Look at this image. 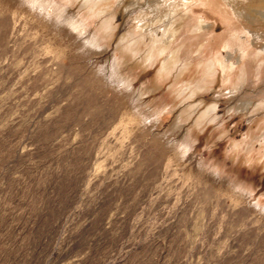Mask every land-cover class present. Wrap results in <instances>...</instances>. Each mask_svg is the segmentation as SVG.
<instances>
[{
    "label": "rangeland",
    "instance_id": "374dc122",
    "mask_svg": "<svg viewBox=\"0 0 264 264\" xmlns=\"http://www.w3.org/2000/svg\"><path fill=\"white\" fill-rule=\"evenodd\" d=\"M83 1L0 0V264H264L263 114L246 109L260 81L229 37L242 21L223 0H113L97 16ZM173 1L176 41L200 45L184 57L243 56L193 97L115 49Z\"/></svg>",
    "mask_w": 264,
    "mask_h": 264
},
{
    "label": "bare ground",
    "instance_id": "6f19581e",
    "mask_svg": "<svg viewBox=\"0 0 264 264\" xmlns=\"http://www.w3.org/2000/svg\"><path fill=\"white\" fill-rule=\"evenodd\" d=\"M83 2L89 5L87 14L90 16H97L104 10L107 12L106 10L109 9L110 5L113 3V0H85ZM154 4L155 3L152 5ZM221 5L224 6L222 7L224 8V11H227L228 14L230 13V15L232 14L234 17H237L242 21V24L239 28L236 27L233 30H230L229 37L233 38V40H239L241 43H244L243 45H246L245 48L248 47V45L252 47V50L248 53L247 60L243 66L245 69H250L253 71L252 75L257 79L255 82L257 83V81H260V90H258V92H256L254 95L249 96L251 101L246 109L248 111L249 108L252 107L254 109L253 112L261 111L260 113L263 114V119H261L262 123L259 126V130L262 128L264 130V0H223V4L221 2ZM86 7L85 9H87ZM177 7L178 4L174 2L171 5L159 7L156 9V11L154 10L151 17H149L148 20H144L146 21L145 29L138 34H131L128 38L123 36V34L120 40L118 39L119 41L118 44H116L117 47H115V49L117 48L119 50L120 57L122 58L123 62L127 64H132L134 60V62L138 64L137 66L142 65L147 67L157 61H160V67L156 73H158L159 77H161L163 80H170L171 83H169V88L172 90L173 95L178 98L181 96V93L183 94L185 91H188V94L193 97V95H196L198 92L208 88L207 84L216 78L215 73L219 70V68L225 72L224 77L226 80H228L230 78L231 70L233 71V66L242 63L243 56L236 55L233 59H229V57L233 55L228 54V58H226L225 61L219 57L210 58L208 60H203L198 56L192 58H188L187 56L184 57V53L187 54L188 52L197 51V45H199V43L197 40H195L197 43L192 44L194 43L192 37L191 40L189 39L190 42L193 41L192 43L187 41H182V43L176 41L178 40L176 37H178L177 34L179 32V26L182 25L181 20L183 18V16L179 14ZM146 12H148V10ZM111 20V18H108L101 22L100 28L101 34H103L102 36L108 35L114 30ZM253 20L257 24L254 27L252 26ZM193 25H195V27L193 30L191 29L192 33H190L196 39L201 37L200 35L203 29L205 30V28H210L204 22V19L198 20L197 24L193 23ZM157 29L161 31L160 37L157 36ZM241 35H243V37ZM224 44V47H226L225 49H230L232 45L229 39H227ZM238 44L240 45V43ZM245 69L241 70V73H238L241 75L239 76L243 82L248 80V73L245 71ZM238 74L236 75L238 76ZM203 76L205 77L204 79L207 81V84L205 83L204 85H199L201 83L198 84V78ZM237 76L236 78H238ZM256 96H258V98H255ZM188 97L189 96H187V98ZM214 111L215 107L213 105H209V107L200 114V117L205 116V118L212 119L214 118ZM252 147L253 149L255 148L254 145ZM258 148L259 152H261L260 150H263L261 154L262 156L264 154V133ZM250 153L251 151L249 154ZM253 158L254 157H252V159ZM245 160L249 161L250 158L247 157ZM262 161L264 167V159H262Z\"/></svg>",
    "mask_w": 264,
    "mask_h": 264
}]
</instances>
